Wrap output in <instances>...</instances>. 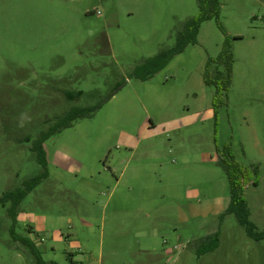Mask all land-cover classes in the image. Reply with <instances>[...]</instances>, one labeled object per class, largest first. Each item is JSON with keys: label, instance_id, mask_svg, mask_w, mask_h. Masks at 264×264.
<instances>
[{"label": "rangeland", "instance_id": "rangeland-1", "mask_svg": "<svg viewBox=\"0 0 264 264\" xmlns=\"http://www.w3.org/2000/svg\"><path fill=\"white\" fill-rule=\"evenodd\" d=\"M218 2V21L141 81L133 70L175 44L197 0H0V198L42 175L13 235L0 206V264H38L20 238L44 264H264V241L219 225L229 149L259 172L246 198L264 230V0ZM226 42L231 85L214 104L203 78Z\"/></svg>", "mask_w": 264, "mask_h": 264}, {"label": "trees", "instance_id": "trees-1", "mask_svg": "<svg viewBox=\"0 0 264 264\" xmlns=\"http://www.w3.org/2000/svg\"><path fill=\"white\" fill-rule=\"evenodd\" d=\"M198 1V14L188 19L183 27L176 32L175 44L170 48H163L159 53L143 62L142 66L133 70V75L141 81L149 80L155 73L165 68L169 62L177 55L183 53L185 49L192 44H195L196 38L201 25L212 19L218 21L219 17V2L218 0H197ZM233 54L231 45L226 42L222 53L217 59L209 58L204 74V83L208 87L214 88L215 102L217 104L228 92L231 85ZM222 68V69H221ZM140 71H143L140 73ZM82 94V93H81ZM101 106L99 103L93 108H79L83 110V113L93 112ZM68 119H73L72 111L67 116ZM66 117L61 121L67 120ZM49 138V135H44L37 140L35 145V152L39 163L45 166V152L43 149V142ZM220 165L224 169L228 182H229V202L222 213L219 216V225L221 226L227 217H233L237 225L244 231L245 235L255 241H264V230L260 231L257 225L251 220V210L249 202L246 198V191L250 184L254 187L259 185V172L256 167L254 171L243 167L239 164L229 149H225L224 155L221 157ZM42 179V175L33 179L29 183H25L24 190L11 191L6 193L0 198V206H6L11 204L8 209V214L13 221V228L11 230L14 234V226L17 222L18 213L16 208L26 197L27 193L32 191L38 182ZM219 226V227H220ZM221 232L220 228L212 235L205 236L196 243V249L194 254L196 257H202L212 252H215L220 245ZM22 245H24L31 256L37 259L38 264H44L41 260L40 252L35 244L24 238H20Z\"/></svg>", "mask_w": 264, "mask_h": 264}, {"label": "crops", "instance_id": "crops-1", "mask_svg": "<svg viewBox=\"0 0 264 264\" xmlns=\"http://www.w3.org/2000/svg\"><path fill=\"white\" fill-rule=\"evenodd\" d=\"M202 257H204V256H202ZM198 260H202V259H198ZM203 260H205V259H203Z\"/></svg>", "mask_w": 264, "mask_h": 264}]
</instances>
